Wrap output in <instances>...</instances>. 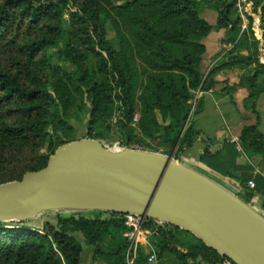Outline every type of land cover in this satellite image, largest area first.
<instances>
[{
	"label": "trees",
	"instance_id": "obj_1",
	"mask_svg": "<svg viewBox=\"0 0 264 264\" xmlns=\"http://www.w3.org/2000/svg\"><path fill=\"white\" fill-rule=\"evenodd\" d=\"M103 1L115 4L111 23L116 36L112 42L106 40ZM235 3L236 0H220L213 27L200 16L199 0H0V166L12 165L11 174L1 177L0 184L43 169L59 147L73 141L74 128L69 120L80 116L84 107L90 111L89 133L99 123L110 132L117 99L122 103L117 107L121 114L117 127L128 142L134 141L138 132L145 139L161 140L170 152L177 148L175 155L180 159L200 135L190 124L194 94L211 90L222 68L256 66L233 88L249 91L250 108L257 114L256 103L264 93L258 85L259 76L264 74V57H253L249 47L258 54L260 41L251 43L246 33L239 39H228L225 42L234 45L241 55L208 74L202 67L204 40L213 29L240 34V19L233 14ZM71 5L75 11H71ZM255 5L261 7L264 32V0H256ZM62 43L61 55L73 66L72 70L51 65L48 52ZM91 59L96 63L95 71L91 69ZM138 62L144 64L141 73ZM116 89L121 90L117 99ZM139 89L143 92L138 97ZM137 100L140 120L134 128ZM201 109L202 100L196 113ZM259 123L257 118L254 125L245 126L239 139L251 157L264 154ZM49 129L57 136L55 140ZM102 137L97 132L91 138ZM47 144L50 155L41 157L39 151ZM215 156L207 149L202 159ZM245 182L241 180V184ZM246 197L251 199L249 194ZM98 214L95 218L58 216L56 228L48 233L0 223V264H80L83 245L77 234L93 247L107 237L117 240L116 248L108 252L97 249L95 253L108 256L114 264H123L127 248L123 241L124 220L112 213L106 219ZM155 225L154 220L145 223L147 228ZM154 233L159 261L166 253L195 264H218L221 260L201 240L182 241L181 234H192L179 228L157 226ZM141 261L147 264L143 248L137 259Z\"/></svg>",
	"mask_w": 264,
	"mask_h": 264
},
{
	"label": "water",
	"instance_id": "obj_2",
	"mask_svg": "<svg viewBox=\"0 0 264 264\" xmlns=\"http://www.w3.org/2000/svg\"><path fill=\"white\" fill-rule=\"evenodd\" d=\"M49 210L138 214L195 235L235 264H264V216L171 155L80 140L59 147L43 169L0 184V223Z\"/></svg>",
	"mask_w": 264,
	"mask_h": 264
},
{
	"label": "crops",
	"instance_id": "obj_3",
	"mask_svg": "<svg viewBox=\"0 0 264 264\" xmlns=\"http://www.w3.org/2000/svg\"><path fill=\"white\" fill-rule=\"evenodd\" d=\"M201 16L216 26L217 12L206 9L201 11ZM227 37L226 29H213L204 40L206 55L202 67L206 74L231 61L225 57L231 49V44L225 43ZM244 74L241 68H222L211 90L196 92L202 100V109L194 116L192 125L200 135L179 162L217 182L264 216V154L251 157L239 142L243 128L254 125L257 118L264 135V93L257 100L255 114L250 108L248 90H225L228 85H238ZM207 149L217 156L203 160ZM241 180L246 181L244 185ZM247 194L251 199H247Z\"/></svg>",
	"mask_w": 264,
	"mask_h": 264
},
{
	"label": "rangeland",
	"instance_id": "obj_4",
	"mask_svg": "<svg viewBox=\"0 0 264 264\" xmlns=\"http://www.w3.org/2000/svg\"><path fill=\"white\" fill-rule=\"evenodd\" d=\"M250 1L252 2V5L248 9V13H246V19H242L240 17V14L238 13L236 8L233 9V14L240 19V23H239L240 34L239 35L228 34V37L226 40H228V39H230V40L239 39L242 36V34L246 33L247 34L246 36L250 40L251 43L254 41H259L257 34H256V31H258L259 33H261L263 31V29H262V10H261V7H258V8L256 7V5H255L256 0H250ZM250 1L246 2L244 4V6L246 7L247 3H249ZM219 3H220V0H214L213 3H208L206 0H199L200 16H201V11H204L206 9H210V10L217 12L215 10V7ZM114 5H115L114 2H107V1L102 2V6H103L102 15L107 20L106 40L108 42H112L114 37L116 36L115 27H114L113 23H111L112 22L111 18H112V16L115 15ZM69 8L71 9V11H75L73 9V5H71ZM69 23H70V13L67 14V16L65 17L66 27H69ZM244 26H246V27H244ZM263 34H264V32H263ZM227 45H229V43H227ZM63 46H64V43L61 44L60 48L53 49V50H50L48 52V56H49L51 65L53 67H61L63 69H71L72 70L73 66L69 62L65 61V59L61 55L60 50H61V48H63ZM249 51L253 57L258 56L261 60H263L264 53H263V51H261V49H260V52L258 54H256L254 52V49L252 47H249ZM103 54L105 57H107L106 52H103ZM240 55L241 54L238 53V51L236 49H234V45L231 44V49L225 57H229V60H231V59L235 58V56H240ZM95 67H96V63L93 59H91V69L95 71L96 70ZM143 67H144V64H142L141 62H138L137 68L140 71V73L143 71ZM255 67H256L255 65H250L249 67L245 66L244 67L245 74L252 73L254 71ZM50 74H52V71H50ZM142 79H144V76H142ZM258 85L260 87L264 88V74H261L259 76ZM225 90H237V88H233V87L228 85V87ZM136 92H137V96L139 97L141 95V93L143 92V90L139 89V90H136ZM196 92L194 94V98L191 101L192 113L190 116V124L193 123L194 116H196V114H197L196 112L199 110V104L201 101L200 96H196ZM117 94L120 95L121 90L116 89V92L114 94L115 98H116ZM196 97H197V99H196ZM120 105H122V103L119 101V99H117L115 101L116 111L114 113L113 118L110 120L111 131L107 132L105 130L104 126L99 123V124L94 125L92 134L89 133L91 131L90 125H89V122H90L89 107L88 106L84 107L83 113L80 116L73 117L69 120V123L74 128V132L72 135V140H73L72 142L80 141V140H96V139H92L91 137L93 136V134L98 132V133H102L103 137L101 138V140H97V141H100L101 143H103V145L108 150L120 151L123 149L124 150L132 149V150H141V151L157 153V154L166 155V156L171 155L175 160H177L179 162V159H177L176 155H175L177 148L173 149L170 152L169 148L164 146L163 142L161 140L153 141V140L145 139L141 135H139V133L137 132V138L134 139V141L128 142L127 138L123 135V133H121L119 131V129L117 127V121L120 119V116H121L120 112L117 110V107ZM135 107H136L135 114L136 113L139 114V119H138V121H134V119L132 120V124H133L134 128H136V125L140 120L141 106H140V102L138 100L135 103ZM49 133L51 134L52 137L54 136L53 135L54 134L53 129H49ZM58 136L61 137V135H58ZM56 138H57V136H54L53 140H55ZM39 155L41 157H48L50 155L49 144H47V146H45L44 148H42L39 151ZM11 172H12V165L5 164L3 166H0V178L7 175V174H11ZM99 213H101L100 216L104 219L111 217V213H107V212H99ZM58 216H61L64 218H68V217H72V216H84L87 218H95V217H98L99 214L96 211L49 210V211L44 212L39 218L32 220V221L13 220V221H9V222H2V224L5 227L22 226V227H28V228L38 230L42 233L43 232L48 233L52 228L53 229L56 228ZM147 221H148V219H147ZM165 225H167V224H162V223L156 221V225L152 226V228H147L145 226V228L150 230V232H151V235L149 236V239H148L149 244H147L146 242H144L142 244V248L144 250L145 255L150 251V249H151L150 247L154 248V246L156 244L157 235H155V233H154V231L156 230V227L157 226H165ZM77 239L83 245V252L81 255L80 264H114V261L112 259H110L108 256L101 255V254L97 255L95 253V251L97 249H102L103 251L108 252V250L116 248V246L118 244L117 240L114 241L110 237H107L103 243L97 245L96 247H93V246H88L86 244V241H85L84 237L82 236V234H77ZM124 239L126 240V238L123 235V241H124ZM180 239L184 242H197L199 240L193 234H192V236H187V235L181 234ZM126 243H127V240H126ZM127 250H128V244H127V248L125 250L123 264H129L128 258H127ZM119 264H121V262H119ZM135 264H146V262L145 261H141V262L136 261ZM160 264H195V262L193 260H190V259L187 261H180L175 255L166 253L162 258H160Z\"/></svg>",
	"mask_w": 264,
	"mask_h": 264
},
{
	"label": "built area",
	"instance_id": "obj_5",
	"mask_svg": "<svg viewBox=\"0 0 264 264\" xmlns=\"http://www.w3.org/2000/svg\"><path fill=\"white\" fill-rule=\"evenodd\" d=\"M248 1L250 0H236L235 8L237 9L242 19H246V13H248V9L252 5V2L250 1L249 3H247V6L245 7L244 4ZM256 34L258 40L260 41L261 51H263L264 53L263 31L261 33L256 31ZM196 96L198 95L196 94ZM133 119L134 121H138L139 114L137 113L134 114ZM119 216L123 218L124 224L126 226L124 237L126 238L128 244V250H127L128 263L135 264L138 259L139 251L142 249V244L144 242L149 244L148 239L149 236L151 235V232L150 230L145 228V223L147 222V219L138 214H125ZM150 248H151L150 251L147 253V264H160L156 250L153 247ZM218 264H235V263L229 258L221 257V260L218 262Z\"/></svg>",
	"mask_w": 264,
	"mask_h": 264
}]
</instances>
